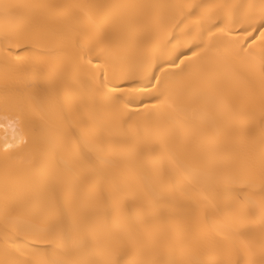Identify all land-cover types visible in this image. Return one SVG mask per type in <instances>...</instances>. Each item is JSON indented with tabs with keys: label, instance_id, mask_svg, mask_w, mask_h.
I'll return each mask as SVG.
<instances>
[{
	"label": "bare ground",
	"instance_id": "obj_1",
	"mask_svg": "<svg viewBox=\"0 0 264 264\" xmlns=\"http://www.w3.org/2000/svg\"><path fill=\"white\" fill-rule=\"evenodd\" d=\"M0 264H264V0H0Z\"/></svg>",
	"mask_w": 264,
	"mask_h": 264
}]
</instances>
